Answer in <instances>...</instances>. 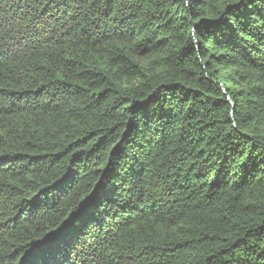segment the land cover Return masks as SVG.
<instances>
[{
	"label": "trees",
	"instance_id": "16d2710c",
	"mask_svg": "<svg viewBox=\"0 0 264 264\" xmlns=\"http://www.w3.org/2000/svg\"><path fill=\"white\" fill-rule=\"evenodd\" d=\"M12 263L264 264V0H0Z\"/></svg>",
	"mask_w": 264,
	"mask_h": 264
},
{
	"label": "bare ground",
	"instance_id": "6f19581e",
	"mask_svg": "<svg viewBox=\"0 0 264 264\" xmlns=\"http://www.w3.org/2000/svg\"><path fill=\"white\" fill-rule=\"evenodd\" d=\"M3 243V242H2ZM4 254V253H3ZM19 256V255H18ZM13 259V258H12ZM2 261V260H1ZM2 263V262H1ZM7 263V262H6ZM13 264V263H12Z\"/></svg>",
	"mask_w": 264,
	"mask_h": 264
}]
</instances>
